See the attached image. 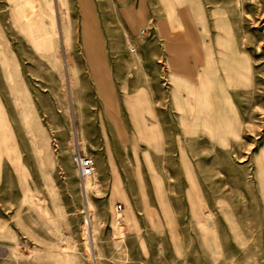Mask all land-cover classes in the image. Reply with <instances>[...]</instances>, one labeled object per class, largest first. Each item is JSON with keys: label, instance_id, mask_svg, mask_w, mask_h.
Here are the masks:
<instances>
[{"label": "rangeland", "instance_id": "rangeland-1", "mask_svg": "<svg viewBox=\"0 0 264 264\" xmlns=\"http://www.w3.org/2000/svg\"><path fill=\"white\" fill-rule=\"evenodd\" d=\"M166 3L0 0V264H264V0Z\"/></svg>", "mask_w": 264, "mask_h": 264}, {"label": "bare ground", "instance_id": "bare-ground-1", "mask_svg": "<svg viewBox=\"0 0 264 264\" xmlns=\"http://www.w3.org/2000/svg\"><path fill=\"white\" fill-rule=\"evenodd\" d=\"M169 8H170V17L172 19L173 22H178V25L181 27V29H185L183 24H182V21L181 19L176 15L175 13V10H174V7H172L171 5V2H169ZM86 9V8H85ZM92 23V22H91ZM177 25V24H176ZM96 30V28H95ZM94 40H95V37L93 35V33L90 31V28L89 26H86L85 27V30H84V41L86 43V46L88 48V52L92 53L90 56L92 57H95V58H100V51L98 49H96L94 47ZM63 44L66 45L67 44V38L64 37V40H63ZM6 75H7V72H6ZM8 80V78H7ZM10 82V81H8ZM7 82V83H8ZM205 82V81H204ZM202 83V82H201ZM221 84V83H220ZM228 98V97H227ZM229 100V99H228ZM230 101V100H229ZM231 103V102H230ZM229 103V104H230ZM228 104V102L226 103ZM232 106V105H231ZM2 106L0 105V117H4L5 119V113L3 111V109L1 108ZM218 108V107H217ZM2 113V114H1ZM145 132V133H143ZM142 133L145 134V138L148 137V141H149V144L152 148L154 147H159V142L157 140H155V131H150V130H145L143 131ZM84 185H85V188H86V192H87V189L89 188V183H90V177H87L84 181H83ZM86 199V198H85ZM89 203V202H88ZM89 205V204H88ZM90 207V206H89Z\"/></svg>", "mask_w": 264, "mask_h": 264}, {"label": "built area", "instance_id": "built-area-1", "mask_svg": "<svg viewBox=\"0 0 264 264\" xmlns=\"http://www.w3.org/2000/svg\"><path fill=\"white\" fill-rule=\"evenodd\" d=\"M146 31L142 29L140 35H145ZM73 163L77 170L78 178L83 182L87 177H90L94 174V162L89 157L84 155L78 148L73 155ZM118 210H121V206L118 205Z\"/></svg>", "mask_w": 264, "mask_h": 264}, {"label": "crops", "instance_id": "crops-1", "mask_svg": "<svg viewBox=\"0 0 264 264\" xmlns=\"http://www.w3.org/2000/svg\"><path fill=\"white\" fill-rule=\"evenodd\" d=\"M165 1V3H166V0H164ZM165 8H166V10H167V3H166V6H165ZM94 162V171L95 170H97V169H99V168H101L102 169V171H103V174L105 175V176H107V175H112L113 173H112V163H113V159H112V157H110L109 156V154L108 155H106V158H105V162H104V164L102 165L101 163H99V161H97V160H95V161H93Z\"/></svg>", "mask_w": 264, "mask_h": 264}]
</instances>
